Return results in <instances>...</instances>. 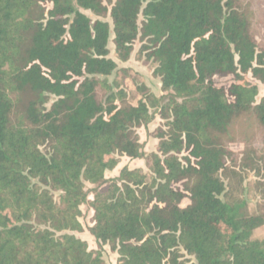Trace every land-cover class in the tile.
Wrapping results in <instances>:
<instances>
[{
    "label": "trees",
    "instance_id": "16d2710c",
    "mask_svg": "<svg viewBox=\"0 0 264 264\" xmlns=\"http://www.w3.org/2000/svg\"><path fill=\"white\" fill-rule=\"evenodd\" d=\"M112 28L121 61L142 39L163 95L138 83L132 103L109 81ZM250 78L264 84V0H0V264H104L75 234L82 206L118 264H264V214L224 200L220 175L264 168ZM157 115L147 154L137 128ZM123 156L148 171L107 177Z\"/></svg>",
    "mask_w": 264,
    "mask_h": 264
},
{
    "label": "rangeland",
    "instance_id": "374dc122",
    "mask_svg": "<svg viewBox=\"0 0 264 264\" xmlns=\"http://www.w3.org/2000/svg\"><path fill=\"white\" fill-rule=\"evenodd\" d=\"M86 14L96 19L97 16L89 11L83 10ZM105 20L111 22L110 16H107ZM144 21L143 15L140 16V23ZM113 27V26H112ZM113 28L111 41L109 48L111 50L110 56L118 63V71L113 75L109 76L108 79L111 83L118 81L127 92L128 101L135 103L141 96L138 83L145 84L155 94L161 96L164 94L162 91L161 78L155 73L156 64L148 59L147 53L143 52L142 39H138L134 44V51L131 58L128 61H121L116 52L113 43ZM103 78V77H102ZM220 82L229 83L230 79L217 78ZM251 80L258 83L260 88V94L258 101L264 96V84L253 78ZM56 100L55 96H51L50 102L47 104L48 108H51L53 102ZM164 127V120L160 115L156 116V119L148 126H142L137 128L140 135L141 142L144 144V151L150 154L157 149L159 138H157L159 128ZM261 147V144H258ZM232 148L236 151L243 149V144L236 143L232 145ZM44 151L46 148H44ZM240 161V160H239ZM124 166L129 168L142 167L145 171H148L146 159H133L127 156L120 158L118 166L114 170H108L106 172L107 177L119 176L121 169ZM245 168L243 164H230L221 171L220 175L226 184V192L222 195V198L228 202L236 203L243 202L247 203V208L250 213L264 214V168L260 169L253 167ZM84 216L81 221L85 227L83 232H75V234L86 240L90 250H100L102 252L104 264H118L119 255L113 251L110 244H101L88 230L90 224L91 213L87 212L86 207L82 206ZM256 236L264 238V226L256 230Z\"/></svg>",
    "mask_w": 264,
    "mask_h": 264
}]
</instances>
